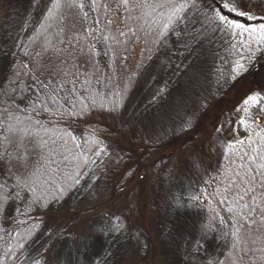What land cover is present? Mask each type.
Returning <instances> with one entry per match:
<instances>
[{"label": "rangeland", "instance_id": "obj_1", "mask_svg": "<svg viewBox=\"0 0 264 264\" xmlns=\"http://www.w3.org/2000/svg\"><path fill=\"white\" fill-rule=\"evenodd\" d=\"M81 2L100 75L97 80L84 78L77 85L63 88L54 81H37L28 68L34 52L32 19L20 33L22 38L28 37L21 50L11 45L15 29L11 31L7 21L2 25L6 13L16 6L36 3L38 9L37 0H0V113L8 107L14 111L30 110L62 125L70 120L105 139L91 148L85 142V133L74 131L86 168L95 162L103 168L106 178L84 203L88 211L83 214L95 210L97 221L87 227L79 222L82 215L75 220L77 229L91 231L63 235L54 261L62 264L63 250L71 248V255L76 257L82 247L88 249L83 251L86 257L82 263L86 264L92 261L91 256L99 257L98 262L109 257V264L218 263L224 251L219 233L229 234L236 229L248 206L244 204L229 212L210 210L204 191L222 167V153L230 134L240 138L261 116L264 59L258 57L264 48L257 52L255 44L241 45L240 38L217 31L205 19L214 7L207 0L185 2L188 7L178 15L181 18L173 20L168 30H161L150 51H144L133 37L132 17L126 4L122 2L112 11L117 28L101 29L93 19L91 4ZM239 2L245 12L253 10L264 15V0ZM53 3L47 0L40 6L44 16ZM115 41L124 46V70L120 73L114 68L109 51ZM237 61L244 65L242 69L236 67ZM258 68H262L260 84L238 100L241 102L231 115L218 118L208 138L203 134L201 139L202 134H197L185 141L179 152L162 149L160 144L168 137L193 126L197 110L209 106L245 71ZM92 91L100 101L96 112L87 108ZM249 96H256L257 101L245 105ZM229 100L226 96L223 102ZM80 107L85 109L81 112ZM129 158H135L137 163L127 166ZM87 173L88 170L81 175V181ZM13 190L7 150L0 138V205L3 197L8 201L9 196L8 205L16 200L19 206L15 211L21 206L23 209V195L12 196ZM83 190L82 194H88ZM131 216L134 219L130 220ZM67 227L74 230L71 222ZM128 227L134 229L131 234ZM13 246L18 249L20 245L15 243L10 251ZM10 261L6 256L0 264Z\"/></svg>", "mask_w": 264, "mask_h": 264}, {"label": "trees", "instance_id": "obj_2", "mask_svg": "<svg viewBox=\"0 0 264 264\" xmlns=\"http://www.w3.org/2000/svg\"><path fill=\"white\" fill-rule=\"evenodd\" d=\"M46 1L37 0L38 9L34 3L32 6H16L6 13L2 25L7 21L11 31L15 29L11 45L22 49L28 37L22 38L20 33L32 19L30 37L35 34L34 52L28 68L37 81H54L64 88L77 85L84 78L97 80L100 68L96 64L95 44L81 0H53V6L44 16L40 6H44ZM85 1L92 6L97 26L101 29L117 28L112 11L122 4V0ZM187 1L129 0L126 5L132 17L131 32L144 51L153 49L172 7ZM207 1L213 4L212 0ZM249 13L256 16V22L264 18L258 11L250 10ZM109 51L114 68L119 73L123 72V44L115 41L110 44ZM260 57L264 59V53ZM261 69L245 71L209 106L197 110V118L191 128L162 142V149L179 152L185 141L197 134H202L199 136L201 139L203 134L208 138L218 118L223 114L231 115L241 102L238 100L260 84ZM226 96L230 100L225 104ZM99 107L100 101L92 91L88 97V111L96 112ZM6 109L0 113V138L7 150L8 173L14 185L12 196L16 193L23 195L25 202L23 209L21 206L15 211L19 206L16 200L8 205L10 197L8 201L3 197L0 205V263L8 256L11 259L9 264H59L54 258L63 235L76 236L91 231L77 229L75 220L82 215L79 222L86 223L87 227L97 221L95 210H89L90 216L83 214L88 211L84 203L106 178L103 168L95 162L86 168L74 131L85 133V142L91 148L105 139L79 128L70 120L66 121L67 125H62L41 113ZM82 109L85 108L80 107L81 112ZM74 116L71 114L70 117ZM230 136L222 153V167L210 178L209 188L202 181L205 189L208 188L204 191L205 200L209 209L217 212L237 210L244 204L248 208L245 210L244 207L236 229L229 234L225 231L219 233L224 251L216 264H264V112L245 135L240 138ZM135 163V158H129L127 166ZM86 169L88 176L83 175L81 181ZM82 182L81 189L88 194H82L79 189ZM101 211L104 212V208ZM129 219H134V216ZM69 222L74 230H68ZM132 227H128L130 234L134 230ZM15 243L20 246L18 249L13 246L14 250L10 251ZM80 248L76 257L71 255V248L63 250L62 264H86L82 263L86 257L83 251L88 249ZM91 257L93 259L88 264H109V257L100 262L96 261L99 257Z\"/></svg>", "mask_w": 264, "mask_h": 264}, {"label": "snow or ice", "instance_id": "obj_3", "mask_svg": "<svg viewBox=\"0 0 264 264\" xmlns=\"http://www.w3.org/2000/svg\"><path fill=\"white\" fill-rule=\"evenodd\" d=\"M122 2L127 4L129 0H122ZM212 3L214 7L209 9L210 15H206L205 19L209 20L217 31H221L232 37L240 38L239 43L241 45L245 43L248 45L255 44L257 46V52L264 48V18L256 23H249L250 21H256L257 18L254 14L245 12L239 0H219V2H217V0H212ZM186 7H188L187 3L174 5L168 14L167 22L164 23L163 29L168 30L174 18H181L178 17L177 14L183 12ZM238 18L243 19L241 20ZM109 23H111V21H109ZM121 35H123V33H121ZM245 37H247L246 40ZM252 54L254 55L255 53ZM236 67L242 69L244 65L237 61ZM250 101L255 103L257 97L249 96L244 101V104L248 105ZM261 111L264 112V108H261ZM258 119L257 117V122ZM241 123H244V121L241 120ZM37 264H39V262H37Z\"/></svg>", "mask_w": 264, "mask_h": 264}]
</instances>
